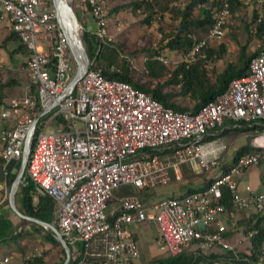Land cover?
Wrapping results in <instances>:
<instances>
[{
    "label": "built area",
    "instance_id": "obj_1",
    "mask_svg": "<svg viewBox=\"0 0 264 264\" xmlns=\"http://www.w3.org/2000/svg\"><path fill=\"white\" fill-rule=\"evenodd\" d=\"M71 1L0 0V28L7 24L27 48L23 93L0 101L5 171H18L26 156L28 175L20 181H34L33 199L52 198L54 224L68 247L83 251L76 264H91L88 256L99 264L140 263L135 233L143 223L155 224L160 254L187 252L194 257L190 264H264V239L257 259L250 257L259 228H246L247 218L238 225L236 218L239 211L256 213L264 224V188L243 178L250 167L264 164V45L250 57L246 74L230 79L198 109L179 110L91 67L96 56L87 54ZM107 4L81 0L96 23L91 32L104 42L110 40ZM230 6L231 0H220L210 7L205 31L188 32L191 43L181 62L207 57L209 42L225 33ZM244 126H252L253 148L226 163L227 143L219 136ZM183 165L205 170L201 187L157 200L117 193L126 184L151 192L156 184L180 179ZM257 180L264 186V172H257ZM37 255L31 249L24 264ZM8 260L5 255L1 262Z\"/></svg>",
    "mask_w": 264,
    "mask_h": 264
},
{
    "label": "rangeland",
    "instance_id": "obj_2",
    "mask_svg": "<svg viewBox=\"0 0 264 264\" xmlns=\"http://www.w3.org/2000/svg\"><path fill=\"white\" fill-rule=\"evenodd\" d=\"M133 1L135 0H108V36L110 41L118 46L120 52L129 58L133 69V78L138 83L153 85L156 82H164L170 78L172 69L181 62L185 54L181 50H170L162 46L165 40L164 35L173 33L178 25L179 16L175 13L177 7L175 0H148L151 8L145 4V6L141 5L136 9L127 5ZM211 2L213 0H207L203 5L210 6ZM70 4L82 26V31H94L96 23L89 11L81 7V0H72ZM121 4L125 5L118 7ZM116 7H118L117 10H115ZM195 13L196 10L192 15H195ZM255 14L257 17L261 16V18L264 16V1L248 0L247 3L243 2L231 11V15L226 22L224 35L218 40L209 42L211 44L208 47L211 48L210 56L198 60L201 62L200 67L205 69L211 80H214L216 75L229 62L238 65L240 53L243 52L244 55H249L262 45V38L257 36L256 30L254 32L250 30L253 25L257 26L258 23ZM147 16H150L148 21H146ZM10 31L7 24L2 25L0 28V80L5 81L8 78H15L17 83L4 88L5 95L3 98L23 93L24 85L27 82L23 62L27 53L17 52L13 56H9V50L18 43L15 39H10L6 46L2 45L3 38ZM191 31L201 34L205 30L191 28L189 32ZM152 49H158L159 52L152 55L150 53ZM158 56H163L166 62ZM149 59H156L164 65L159 77L148 73L146 61ZM164 89L172 90L175 93L172 98L175 103L188 107L193 104L188 94L181 93L180 85L169 83ZM46 129L50 130L52 127L48 126ZM253 136L254 132L252 131L227 130L222 133L219 138L227 143L224 161L231 163L235 151L241 145L248 143V139L251 142ZM257 166L258 172L263 173L264 164ZM12 167L13 164H8V168L12 169ZM251 168L254 169L255 166L249 168L252 171ZM205 174V170L183 165L180 179L172 178L166 183L154 185L151 192L145 197L148 200H157L169 195L183 193L190 186L201 187L206 179ZM248 179L251 180L252 177ZM11 183H0V213L9 214L16 223V230L20 229L22 231L15 239L0 242V257L9 256V260L1 264H24V256L33 248L40 252V255L37 256H42L44 259L43 262L33 261V264H56L61 261L63 255L60 243L46 239V231L49 229L40 226L39 223H34V221H22V218L14 213L8 202ZM36 200L33 199L34 202ZM14 202L18 209L21 208L19 192L14 193ZM249 216H245L240 211L236 212L237 224L242 225L244 218ZM154 228L155 225L150 223H143L136 228L135 236L140 247V262H147L150 258L160 255L156 249ZM238 247L239 250L242 248L241 246ZM15 256H18V258H14Z\"/></svg>",
    "mask_w": 264,
    "mask_h": 264
},
{
    "label": "trees",
    "instance_id": "obj_3",
    "mask_svg": "<svg viewBox=\"0 0 264 264\" xmlns=\"http://www.w3.org/2000/svg\"><path fill=\"white\" fill-rule=\"evenodd\" d=\"M171 1V0H170ZM206 0H181L179 6L176 7L178 11H180V21L179 25L175 28L173 33H168L164 35V42L162 44L163 47L168 49H178L183 52H186L190 46L191 38L188 36V32L191 28L194 29H202L205 30L212 21L210 14V6H201L199 9V13L192 15L194 6L198 3H203ZM220 0H213V4H218ZM149 6L151 8V4L148 0H135L127 5L132 6L133 9L140 7L141 5ZM242 3L239 0H231V11L236 9ZM125 4H121L123 6ZM115 8V10L118 9ZM255 17L257 18L256 14ZM150 19V16L146 17V21ZM256 34L258 37L262 38V45H264V16L257 23L256 26ZM82 39L84 41L87 54L90 58L96 56V60L91 64L93 68H100L102 72L110 77L117 78L129 81L133 86L145 90L149 92L153 97L159 99L163 104L172 106L175 109L179 110H196L199 108L207 100L215 97V95L226 87L227 83L230 79L234 77H240L247 73L248 70V61L252 55H254L257 50L252 52L249 55H244V53H240L239 55V64L235 65L232 62H229L223 69L220 71L214 80H211L210 77L206 74L205 69L200 67L201 62L199 60H195L194 62L186 65L185 62L178 63L171 71V76L169 79L164 82H156L153 85H147L145 83H138L132 75V66L129 58L122 54L118 48L112 41L108 40L106 42L102 41L91 31H83ZM10 39H15L18 41L17 45L14 46L11 50H9V56H13L14 53L22 52L27 53V48L24 43L20 40L17 34L14 31H10L4 38L2 45L6 46L7 42ZM100 47V48H99ZM210 49L206 48L207 57L210 56ZM158 49L150 50V53L154 55L158 53ZM25 63V60H23ZM114 64L118 67L115 70H109L108 65ZM146 67L149 74L159 77L163 71L164 65L160 63L156 59H149L146 61ZM17 80L15 78H8L5 81L0 80V101L3 99L5 93L4 88L6 86H12L16 84ZM169 83H174L175 85H180V91L183 94H188L193 104L188 107L184 105H179L173 101V97L175 93L172 90H165V86ZM252 126H244L241 128H235L238 131H249ZM225 129L223 132L227 131ZM253 148L251 144L245 143L241 145L234 153L233 159H235L239 154L249 151ZM20 165V160H19ZM19 167V166H18ZM17 171H5L3 165V159L0 154V183L7 182L11 183ZM27 170L25 167L23 176H27ZM34 186L35 183L32 179H29L27 184H23L21 181L18 184V188L15 191V194L19 192L20 195V205L19 208L23 213L28 214L30 216L38 217L45 221L53 222L54 221V201L51 197L41 195L38 196L36 202L33 201L34 195ZM198 188L197 186H190L184 192H189L193 189ZM120 190V189H119ZM117 193H136L139 196H147L149 191H141L136 189L131 184H126L122 186V190ZM222 201H224L228 207H230L229 196L224 194ZM262 215H258L253 213L246 219V228L257 226L259 228L258 233L251 238L252 244V257L253 259H257L256 252L260 249V244L264 239V224L260 222ZM28 219L22 218V221H27ZM31 221V220H30ZM36 223V222H34ZM38 224V223H37ZM40 225V224H39ZM42 226V225H40ZM22 230H16V223L11 220V218L0 214V242L6 241L8 239H15L18 235L21 234ZM46 239L51 242H58L54 237L53 232L51 230L46 231L45 235ZM81 245L80 243L78 244ZM70 247V261L68 264H76V262L83 256V251L77 253L73 245H69ZM61 261L56 264H60L63 262L65 258L64 250ZM194 260V257L187 252H181L176 255H168V254H160L158 256H154L150 258L147 262H140L138 264H190ZM197 260V259H195ZM34 262H43L42 256H36L32 258ZM86 261L91 264H99L94 257L88 256ZM236 264H248L245 260L237 261Z\"/></svg>",
    "mask_w": 264,
    "mask_h": 264
},
{
    "label": "water",
    "instance_id": "obj_4",
    "mask_svg": "<svg viewBox=\"0 0 264 264\" xmlns=\"http://www.w3.org/2000/svg\"><path fill=\"white\" fill-rule=\"evenodd\" d=\"M25 167H26V156L23 155L21 157V160H20V166H19V169L17 171V174H16L14 180L12 181V183L10 185V189H9V193H8L9 206H10V208H12L14 213H16L21 218H26L28 220L34 221L36 223L41 224L43 227L51 230L53 232L54 237L60 243V245H61V247L65 253V258H64L62 264H68L70 261V255H71L70 249H69L67 243L65 242L63 236L59 232L57 226L53 222L45 221V220L40 219L38 217L30 216L28 214L23 213L20 209H18V207L16 206V204L14 202V193L17 189V186L20 182L21 177L23 176Z\"/></svg>",
    "mask_w": 264,
    "mask_h": 264
},
{
    "label": "crops",
    "instance_id": "obj_5",
    "mask_svg": "<svg viewBox=\"0 0 264 264\" xmlns=\"http://www.w3.org/2000/svg\"><path fill=\"white\" fill-rule=\"evenodd\" d=\"M205 2H207V0L205 1ZM205 2H203V3H198L197 5H195L194 6V9H193V12L196 10V13L195 14H197V13H199V9H200V7L201 6H204L203 4L205 3ZM175 3H176V6H179V4L181 3V0H175ZM212 5H214L213 4V2H211V5H210V7L212 6ZM207 7V6H206ZM192 12V13H193ZM175 13H177L178 14V16H179V21H180V17H181V13H180V11H178L177 9L175 10ZM260 14V13H259ZM179 21H178V25H179ZM177 25V26H178ZM210 46H211V44H210ZM171 50V49H170ZM172 50H175V49H172ZM233 130H235V129H233ZM224 133V132H223ZM247 142H250L249 141V139H248V141ZM232 159H233V157H232ZM252 169V171L249 169L245 174H244V176H243V178H245V179H247V180H250V179H248L249 177H252V179L250 180L253 184H254V186H256V188H258V189H263L264 188V186H262L261 184H259V182H257L258 180H257V172H258V167H255L254 169L253 168H251ZM253 173H254V175H253ZM207 175V173L205 174V176ZM206 180V179H205ZM254 181V182H253ZM204 183V182H203ZM200 184V183H199ZM202 185V184H201ZM263 188H262V187ZM197 187H199V186H197ZM120 189V190H119ZM118 190H119V192L122 190V187H120ZM117 190V191H118ZM119 194V193H118ZM0 214H2V215H4V216H7V217H9V218H11V220L14 222V220H13V218L9 215V214H6L5 212H2V213H0ZM150 224H153V223H150ZM153 225H155V224H153ZM155 230H154V237L156 238V236H157V232H156V226H155V228H154ZM18 258V256H15L14 258ZM4 258V256H2V257H0V264L2 263L1 261H2V259ZM44 260V259H43Z\"/></svg>",
    "mask_w": 264,
    "mask_h": 264
}]
</instances>
